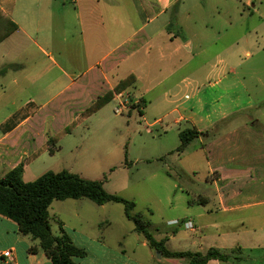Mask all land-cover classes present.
<instances>
[{
	"label": "crops",
	"instance_id": "crops-1",
	"mask_svg": "<svg viewBox=\"0 0 264 264\" xmlns=\"http://www.w3.org/2000/svg\"><path fill=\"white\" fill-rule=\"evenodd\" d=\"M208 1L72 0L73 7L64 1L55 10L54 0H0V10L18 25L0 43V103L8 88L29 93L0 121V178L20 163L25 181L38 178L32 164L57 148L58 140H49L59 132L62 115L67 122L69 105L89 107L133 74L135 83L114 98L123 94L142 108L159 107L156 121L176 127L180 143L184 129L205 133L169 155L181 160L194 142L212 141L203 148L212 187L198 184L196 194L195 185L176 181V205L184 199L181 190L189 194L186 214L171 219V234L157 228L158 240L166 238L173 251L216 247L232 253L228 261L207 264H264V73L245 59L264 53V4L213 0L208 7ZM47 120L58 129L55 135L36 130ZM176 163L179 180L198 173ZM62 225L86 251L74 258L79 264H189L159 257L143 236L140 255L122 240L111 245L98 232ZM59 231L60 223L54 232ZM8 249L11 264H53L39 240L0 214V251Z\"/></svg>",
	"mask_w": 264,
	"mask_h": 264
},
{
	"label": "rangeland",
	"instance_id": "rangeland-1",
	"mask_svg": "<svg viewBox=\"0 0 264 264\" xmlns=\"http://www.w3.org/2000/svg\"><path fill=\"white\" fill-rule=\"evenodd\" d=\"M64 1L73 7L72 0H54L55 10H59ZM254 1L260 3V0ZM213 3L214 1L210 0L207 6L210 7ZM68 20L70 21V18ZM250 21L258 22L256 18ZM245 59H248V63L258 73H264L262 70L264 53ZM261 79L264 85V74ZM30 93L39 96L33 91ZM28 95L29 93H15L13 88H8L4 94V103H0V121L16 112L18 103L24 102ZM127 99L129 105L122 113H116V108L122 100H126L125 96L112 99L90 116L81 117L79 120L77 118L78 121L74 118L76 113L80 117L88 107L84 106L85 108L81 109L77 105H69L67 122L64 123L62 115L59 123L61 126H58L60 130L55 136L58 138L57 148L53 153L42 154L32 164V171L39 176L49 170L66 169L88 179L104 180L108 192L135 201L136 207L133 212L145 215L152 223L151 231L157 238V228L171 234V219L186 214L184 200L186 202L189 194L181 190L184 199L180 201V206L176 205L174 198L176 181L181 184L188 181L195 185L193 192L196 194L199 193L196 189L198 184L212 187L210 181L208 182L211 169L209 159L206 158L203 149L209 148L212 141L206 146L198 141L194 142L190 147V153L179 160L177 154L169 155L180 143L177 128L167 127L165 123L156 121L162 116V110L156 105L148 108L145 106L142 108V105L132 107L131 98ZM42 112H37L36 116H41ZM42 125L36 127L42 135L52 136L58 130L52 125L51 120L43 121ZM167 162L173 163L169 166ZM175 163L186 169H197L198 173L190 172L185 175L186 177L182 175L179 180L174 173ZM213 206V202L209 204V207ZM50 213L54 231L59 228V223L64 221L69 227L93 230L102 234L111 245H116L122 240L124 246L137 247L139 248L137 254L143 255L139 242L143 235L133 231L135 223L126 217L125 206L122 203L110 202L100 206L89 198L55 200L50 207ZM77 214H81L82 217ZM214 216H218V213Z\"/></svg>",
	"mask_w": 264,
	"mask_h": 264
},
{
	"label": "trees",
	"instance_id": "trees-1",
	"mask_svg": "<svg viewBox=\"0 0 264 264\" xmlns=\"http://www.w3.org/2000/svg\"><path fill=\"white\" fill-rule=\"evenodd\" d=\"M17 28V23L0 10V43ZM135 81L136 76L133 74L120 80L112 91L95 100L78 117V120L101 109L117 94L133 85ZM139 105V103L132 102V107ZM201 134L205 133L195 128L182 130L180 132L181 143L176 151L185 150ZM57 139L52 137L49 142L54 143ZM24 171L25 163H20L0 178V214L17 222L22 234L39 240L40 247L53 264H79L74 258L86 254L84 249L74 244L64 230L62 222H60L59 233L56 234L53 231L50 213V207L55 200L81 198H89L98 205L110 202L122 203L125 206L126 217L135 223V231L144 236L151 248L160 251L165 256L185 259L189 264H207L211 259L228 261L232 257V253L223 252L216 247L210 248L207 252L170 250L166 245V238L158 240L154 236L151 231L152 223L145 215L133 212L136 207L135 201L108 192L104 180L88 179L64 169L49 170L33 181H25ZM31 250L36 251L37 248L33 247Z\"/></svg>",
	"mask_w": 264,
	"mask_h": 264
},
{
	"label": "built area",
	"instance_id": "built-area-1",
	"mask_svg": "<svg viewBox=\"0 0 264 264\" xmlns=\"http://www.w3.org/2000/svg\"><path fill=\"white\" fill-rule=\"evenodd\" d=\"M123 96H124L123 94L120 95V98ZM128 105H129V101L126 97V100H122L118 104V107L116 108V113L124 112V109L127 108ZM173 223L177 224L178 221H174ZM187 226H191V224H188ZM12 255H13V251L11 249L0 251V262L5 264H11Z\"/></svg>",
	"mask_w": 264,
	"mask_h": 264
},
{
	"label": "water",
	"instance_id": "water-1",
	"mask_svg": "<svg viewBox=\"0 0 264 264\" xmlns=\"http://www.w3.org/2000/svg\"><path fill=\"white\" fill-rule=\"evenodd\" d=\"M157 255L161 257L162 253L160 251L157 252Z\"/></svg>",
	"mask_w": 264,
	"mask_h": 264
}]
</instances>
